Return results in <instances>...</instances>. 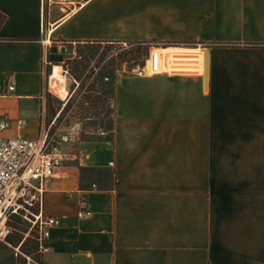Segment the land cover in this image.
I'll return each instance as SVG.
<instances>
[{"label": "crops", "instance_id": "1", "mask_svg": "<svg viewBox=\"0 0 264 264\" xmlns=\"http://www.w3.org/2000/svg\"><path fill=\"white\" fill-rule=\"evenodd\" d=\"M73 4L42 10L41 0H0L4 138L35 139L53 118L43 91L53 44H180L159 51L190 73L149 75L147 62L144 73L116 69L113 111L100 120L110 133L74 136L48 182L40 214L60 225L37 259L264 264V0ZM84 209L91 215L78 217ZM0 264L24 259L2 245Z\"/></svg>", "mask_w": 264, "mask_h": 264}, {"label": "built area", "instance_id": "2", "mask_svg": "<svg viewBox=\"0 0 264 264\" xmlns=\"http://www.w3.org/2000/svg\"><path fill=\"white\" fill-rule=\"evenodd\" d=\"M55 5L61 10L75 9L73 0H41L42 10ZM81 5L76 6L79 8ZM140 45L149 47L144 61L149 63V75L190 73L182 71L184 66L180 60H173L168 64L159 51L163 48L161 44L142 43ZM104 68L103 62L93 69L84 83L71 76L70 90L66 89V81L64 82L67 97L64 100L61 99L62 108L42 126L39 136L35 139L4 138L1 131L7 128L8 122L0 119V246L6 245L12 248L15 256L23 257L24 264H42L37 256L48 252L49 247L46 242L49 239L50 230L60 225V220L42 216L40 208L49 180L54 177L56 170L65 161V146L73 141L74 136L84 133L85 122L93 120L91 112H98L99 120H101L105 115L104 111L114 107L113 100L108 95L109 77L104 73ZM52 71L53 67H51ZM141 72L144 73L143 67ZM49 79L50 75L46 76L43 91L50 89ZM64 79L66 80V75ZM13 89V84H10L8 91L11 92ZM68 103H71L68 106L70 109L63 115ZM81 109L87 111L88 117L79 115ZM17 125L21 127L23 122L18 121ZM109 133L99 127L94 134L105 137ZM76 159L79 161V158ZM90 215L91 212L85 209L78 213V217ZM16 218L28 224V231L20 239L16 248H13L8 239L13 235L11 222ZM31 231L34 232L36 250L32 254H27L20 248L25 245L24 242Z\"/></svg>", "mask_w": 264, "mask_h": 264}, {"label": "rangeland", "instance_id": "3", "mask_svg": "<svg viewBox=\"0 0 264 264\" xmlns=\"http://www.w3.org/2000/svg\"><path fill=\"white\" fill-rule=\"evenodd\" d=\"M148 43H159L161 47H180V44H172L167 42H158L151 41ZM52 47L57 48L56 55L61 56L59 61H50L49 66H47V72H49L51 67L59 66L60 74L66 75V89H71V76L81 80L84 83V80L90 75L94 68H97L100 64L104 62L105 68L104 73L109 77L108 84V95L112 98L113 96L110 93L111 87L114 84L116 72L115 70L119 67H123L124 74L131 72H140L141 68L144 65V61L148 55L149 47L147 45H138L133 43H105V44H86L71 47V45H58L53 44ZM65 48L64 52H60V48ZM186 47V46H184ZM50 56V53H49ZM124 63V64H122ZM51 93L46 92V108L49 117H53L56 112L62 108L63 102L60 97L51 90ZM71 102V101H70ZM71 103H68L66 106L63 115L69 111ZM95 111V110H94ZM111 111L113 109L107 108L104 112L105 116H111ZM87 111L80 110L79 115L81 117H88ZM91 117L93 120L86 121L84 124L85 133L93 134L97 128L107 129V121L105 120L101 124L98 116V112H91ZM95 117V118H94ZM98 118V119H97ZM11 226L13 228V235L9 237L8 242L13 244L18 241L22 235H25L26 228L28 224L24 221H15L12 220ZM32 240H28L25 244L26 247L33 248L34 243Z\"/></svg>", "mask_w": 264, "mask_h": 264}, {"label": "bare ground", "instance_id": "4", "mask_svg": "<svg viewBox=\"0 0 264 264\" xmlns=\"http://www.w3.org/2000/svg\"><path fill=\"white\" fill-rule=\"evenodd\" d=\"M149 65V63H148ZM148 73L149 69H148ZM65 79L64 76L60 74L59 66H53V71L50 73L49 85L50 89L53 90L60 99H65L67 97V91L65 89Z\"/></svg>", "mask_w": 264, "mask_h": 264}, {"label": "water", "instance_id": "5", "mask_svg": "<svg viewBox=\"0 0 264 264\" xmlns=\"http://www.w3.org/2000/svg\"><path fill=\"white\" fill-rule=\"evenodd\" d=\"M65 48H60V52H64ZM57 48L52 47L50 48V60L51 61H59L61 56L56 55ZM203 76H204V82L206 84L207 82V70H208V50H204L203 52Z\"/></svg>", "mask_w": 264, "mask_h": 264}, {"label": "trees", "instance_id": "6", "mask_svg": "<svg viewBox=\"0 0 264 264\" xmlns=\"http://www.w3.org/2000/svg\"><path fill=\"white\" fill-rule=\"evenodd\" d=\"M4 20H5V16H4L3 14L0 13V28H1V26H2V24H3V22H4ZM14 220H15V221H22L20 218H16V219H14ZM27 231H28V228H26V232H27ZM23 236H24V235H22V236L20 237V239H21ZM28 240H32V241H33L32 243H34L33 246H36V242H35V240H34V232H33V231H31V232L29 233V235H28V237L26 238L24 244H26V242H27Z\"/></svg>", "mask_w": 264, "mask_h": 264}]
</instances>
